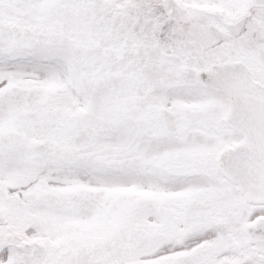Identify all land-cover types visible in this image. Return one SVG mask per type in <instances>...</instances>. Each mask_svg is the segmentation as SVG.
<instances>
[{"label":"snow or ice","instance_id":"6c2138e0","mask_svg":"<svg viewBox=\"0 0 264 264\" xmlns=\"http://www.w3.org/2000/svg\"><path fill=\"white\" fill-rule=\"evenodd\" d=\"M0 264H264V0H0Z\"/></svg>","mask_w":264,"mask_h":264}]
</instances>
